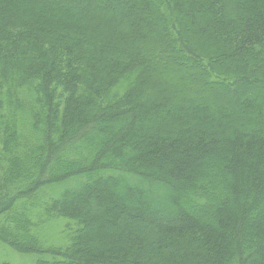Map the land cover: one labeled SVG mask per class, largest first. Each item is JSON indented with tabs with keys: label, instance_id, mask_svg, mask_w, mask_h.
I'll return each mask as SVG.
<instances>
[{
	"label": "trees",
	"instance_id": "trees-1",
	"mask_svg": "<svg viewBox=\"0 0 264 264\" xmlns=\"http://www.w3.org/2000/svg\"><path fill=\"white\" fill-rule=\"evenodd\" d=\"M0 245L264 264V0H0Z\"/></svg>",
	"mask_w": 264,
	"mask_h": 264
},
{
	"label": "rangeland",
	"instance_id": "rangeland-1",
	"mask_svg": "<svg viewBox=\"0 0 264 264\" xmlns=\"http://www.w3.org/2000/svg\"><path fill=\"white\" fill-rule=\"evenodd\" d=\"M145 189L152 192V193L155 192V190L150 189V188L148 189L145 187ZM150 192H149V194H151ZM154 195H156V193H154ZM127 201H128V198H127ZM127 201H126V203L128 205L134 207L133 203H130V202L128 203ZM56 226H57V224L54 227H56ZM0 256L1 257H7L12 262V264H34L35 260L37 259V256L32 257L31 255H27V254L16 253V252H14V251H12V250L4 247V246H1V245H0Z\"/></svg>",
	"mask_w": 264,
	"mask_h": 264
}]
</instances>
